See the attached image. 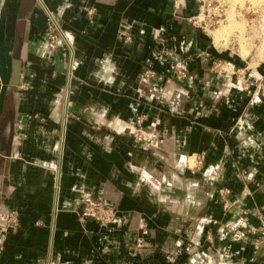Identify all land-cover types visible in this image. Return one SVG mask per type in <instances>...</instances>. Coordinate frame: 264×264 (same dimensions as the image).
<instances>
[{
	"label": "crops",
	"instance_id": "1",
	"mask_svg": "<svg viewBox=\"0 0 264 264\" xmlns=\"http://www.w3.org/2000/svg\"><path fill=\"white\" fill-rule=\"evenodd\" d=\"M193 9L0 0V264H264V65Z\"/></svg>",
	"mask_w": 264,
	"mask_h": 264
},
{
	"label": "rangeland",
	"instance_id": "2",
	"mask_svg": "<svg viewBox=\"0 0 264 264\" xmlns=\"http://www.w3.org/2000/svg\"><path fill=\"white\" fill-rule=\"evenodd\" d=\"M191 4V22L208 35L226 63L252 68L264 65V0H191ZM49 27L55 29V40L61 42L52 22L48 32ZM250 74L247 68L245 75Z\"/></svg>",
	"mask_w": 264,
	"mask_h": 264
},
{
	"label": "built area",
	"instance_id": "3",
	"mask_svg": "<svg viewBox=\"0 0 264 264\" xmlns=\"http://www.w3.org/2000/svg\"><path fill=\"white\" fill-rule=\"evenodd\" d=\"M53 26H55L57 28V31L60 32V34L63 36L64 38V34H62L61 30L58 29V27L56 25H54L53 21L51 20ZM50 28V32H49V40L52 44H54L56 42L55 37H54V31L55 29ZM53 29V30H52ZM67 41L69 42L68 37ZM146 74H148L149 77L153 76V73L151 72H147ZM79 217L81 219H92L94 221L97 222H109L113 219V213L111 211H109V209L103 207L101 204L99 203H95V202H87L85 204V206L83 207V209L81 210V212L79 213Z\"/></svg>",
	"mask_w": 264,
	"mask_h": 264
},
{
	"label": "water",
	"instance_id": "4",
	"mask_svg": "<svg viewBox=\"0 0 264 264\" xmlns=\"http://www.w3.org/2000/svg\"><path fill=\"white\" fill-rule=\"evenodd\" d=\"M19 67H20V61L19 56H16L14 62H13V85H17V80L19 78Z\"/></svg>",
	"mask_w": 264,
	"mask_h": 264
},
{
	"label": "bare ground",
	"instance_id": "5",
	"mask_svg": "<svg viewBox=\"0 0 264 264\" xmlns=\"http://www.w3.org/2000/svg\"><path fill=\"white\" fill-rule=\"evenodd\" d=\"M254 1V0H253ZM54 23V22H53ZM54 25H56L55 23H54ZM63 37V36H62ZM65 37V36H64Z\"/></svg>",
	"mask_w": 264,
	"mask_h": 264
}]
</instances>
